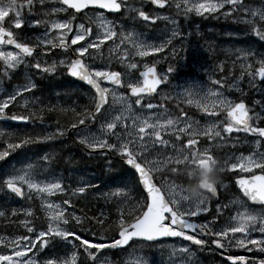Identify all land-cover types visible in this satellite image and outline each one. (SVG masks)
I'll return each mask as SVG.
<instances>
[{"label":"snow or ice","instance_id":"6c2138e0","mask_svg":"<svg viewBox=\"0 0 264 264\" xmlns=\"http://www.w3.org/2000/svg\"><path fill=\"white\" fill-rule=\"evenodd\" d=\"M148 3L155 7L145 10L140 0H0V76H9L21 64L38 73H52L55 63L41 64L37 58L29 64L26 58L36 56L37 48L42 55L60 49L64 54L60 65L94 92L91 107L71 110L74 117L67 128L75 129L77 141L90 153L118 155L134 181L131 188L124 184L110 191L98 190L99 197L116 206L111 213L104 210L87 215L83 209L77 213L74 199L96 187L90 182L65 187L60 179L41 181L33 163L4 174L0 187L17 197L27 193L31 200L35 196L40 206L37 210L32 206L10 211L0 208V223L19 226L11 235L0 234V264H114L105 254L109 249L127 253L123 264H129L133 256L134 264H152L148 256L137 254L134 246L169 237L181 238L182 242L164 250L165 264H200L197 252L205 249L218 253L220 264H264V126L257 123L264 118V51L257 52L251 46L237 48L227 76L223 74V62H219L214 67L221 75L208 76L210 84L191 82L186 86L170 80L169 74L177 71V66L169 64L166 70L158 71L160 59L156 56L164 53L167 58L165 49L173 58L178 54L173 40L179 42L185 36L176 21L180 15L185 19L191 15L231 18L264 42V0L258 5L247 0ZM168 8H174L175 15L166 14ZM106 12L114 14L113 18L109 19ZM58 13L64 15L58 17ZM117 15L146 24L164 20L172 27L156 42L134 25L121 23ZM24 28L42 31L29 35ZM149 56L151 63L144 60ZM97 57L107 63L97 66ZM113 60L124 70L112 68ZM237 65L239 71L233 76ZM245 75L249 86L261 93L251 106L223 91L226 78L233 77L226 87L246 92L240 83ZM35 86L29 79L11 92L0 93V119L35 123L39 117L44 123L45 109L69 111L55 105L36 110V100L24 96ZM165 101H174L176 111L169 110ZM181 104L194 106L204 114V122L180 108ZM255 105L260 106L259 111L254 110ZM17 108L24 111H13ZM96 124L98 130L89 126ZM65 133V127L44 135L0 130V160L16 149ZM234 133L252 137L245 140L250 144L246 154L225 152L221 157L211 151L213 147L240 143V137L229 135ZM201 138L207 144H201ZM39 159L46 164L49 158L45 155ZM209 166H215L219 173H232L238 192L216 203L215 212L197 222L201 213L209 212L207 194L215 197L217 184H206L195 196L188 194V185ZM177 176H186L190 183H177ZM220 187L225 183L220 182ZM57 195L62 199H50ZM33 217L43 218V224L34 223ZM55 248L63 251L43 255L46 249ZM233 249H243L250 255Z\"/></svg>","mask_w":264,"mask_h":264},{"label":"trees","instance_id":"16d2710c","mask_svg":"<svg viewBox=\"0 0 264 264\" xmlns=\"http://www.w3.org/2000/svg\"><path fill=\"white\" fill-rule=\"evenodd\" d=\"M247 3L258 5L260 0H247ZM177 17L181 21V31L185 33L182 40L187 41L186 44L181 43V46L183 51H185L187 61H190L189 66L192 67L195 63V67L200 70L202 76L208 77L215 75L218 77L221 75L214 67L219 62H223V74L227 76L228 67L235 60L234 50L237 48L251 46L257 52L264 51V42L258 41L257 38L253 37L247 31L246 25L234 22L231 18H225L223 16L219 18H213L212 16L197 17L195 15H191L187 19L183 15ZM181 41H177L176 43H180ZM196 48H200V51L193 57L195 53L194 51L190 52V50H196ZM168 61L166 60L163 64H168ZM174 63V61H170L169 64L174 65ZM192 68L194 69V67ZM238 71L239 67L237 65L233 68V76ZM232 79L233 77L226 78L224 89L229 93L235 94L236 98L244 99L248 105H251L253 99L259 100L261 98V93L257 89L250 88L246 75L240 82L241 87L246 89L245 96L239 95L238 92H235V89L229 90L226 87L227 83H230ZM41 81L44 82H41L37 89L24 95L25 98L36 100L34 108L39 110L45 105L48 107L55 105L57 108H67L69 111L67 113L59 111L48 112L45 109L43 116L44 123L40 122L39 117H37L35 123L5 121L0 119V130L27 135H44L45 132L54 131L56 127H65L66 133L63 136L67 135L68 130L74 131V129L67 128V124L74 117V113L71 110L75 109L76 111H80L84 107H91L93 93L85 87L81 88V90L69 88L68 83L70 81L68 79H58L56 76L47 75ZM165 103L170 110L173 112L176 111L174 101H165ZM29 106L33 107L31 104ZM257 107L259 109L260 106L257 105ZM180 108L192 116L204 117L198 110L184 104H181ZM13 111L22 112L24 109L17 108L13 109ZM262 117H264V114H262ZM259 123L264 126V118ZM60 139V136H54L51 140L32 143L26 147L16 149L14 152H10L9 156L5 157L4 160H0V177L3 176L2 170L6 162L18 156L24 150H34L35 148L36 151H39L37 154L40 157L48 156L49 159L46 165L63 173L71 182H75L72 178L74 173L87 172L96 177L95 179L99 186L101 184L103 191H109L116 186H122L124 184H127L130 188L134 185V182L130 179H122L120 177V174L126 173L128 169L122 164L121 158L115 153H113L111 160L102 161L101 168H99L97 165L99 161L94 156L92 159L86 157L85 162L81 160L84 153L82 152V147L84 148L82 144L77 145L73 141L62 143ZM69 168H73L71 170V176L69 175ZM176 179L183 185L190 183L185 176H177ZM57 198L62 199L60 196H57ZM78 200L79 202H75V210L79 213L83 209L87 215H93L104 210L111 213L116 206L115 202L106 203L103 198L95 194V189L87 190V195L78 198ZM29 206H32L34 210L39 209V205L34 199L29 200L27 197H17L7 189L0 187V208L10 211L12 208L19 210ZM12 219H15V217ZM33 220L37 225L43 224V218L35 219L33 217ZM18 228V225L0 223V234L11 235ZM19 231L22 232L23 229H19ZM108 235H112L111 230L108 231Z\"/></svg>","mask_w":264,"mask_h":264},{"label":"rangeland","instance_id":"374dc122","mask_svg":"<svg viewBox=\"0 0 264 264\" xmlns=\"http://www.w3.org/2000/svg\"><path fill=\"white\" fill-rule=\"evenodd\" d=\"M39 8H40V5L37 4L36 5L37 12H38ZM144 8H145V10H148L145 6H144ZM171 9L175 10L174 8H171ZM25 15H27V13H25ZM56 15L58 17H60V15L63 16L64 14L63 13H58ZM106 16L109 19L113 18V16H108V15H106ZM197 17H199V16H197ZM116 18L119 19L120 22L123 23L126 26L127 25H134L137 30L142 31L144 33V35H145V37L147 39L156 40V42H159L161 39H164V35H165L166 31L170 30L171 27H172V25H169L167 23V21L159 20V21L162 22V25H161L162 29L160 31L157 30V29L154 30V28H151L150 30H148L147 28H145L146 27V23L143 22V21L137 20V21L134 22L131 19L124 18V17L118 16V15H117ZM216 18H219V17H216ZM176 21H177V24L180 27L179 20L176 19ZM119 26L120 25L117 24V29H119ZM38 31H42V29H34V32H38ZM69 35H71V34H69ZM105 43L109 44L110 42H105ZM177 47L179 48V52L175 56V58L172 57L171 53L169 52V49H165V53H169L168 57H171V58H173L176 61V63H174V66H177V71H174L173 73L169 74L170 80L172 81V83L173 84H179V85H182V86H186L187 84H189L191 82H201V83H205V84H210V81L207 80V77L206 76H202L200 70L195 67V63H194V65L192 67H194V72H197V74H194V75L190 74V72H189L191 70V68L189 66V62L190 61H187V57H186L185 51H183V48L181 46H177ZM191 51H194L195 54H194L193 57H195L196 54L200 51V48H196V50L191 49L190 52ZM104 55H105V57H107L108 56V52L105 51ZM63 57H64L63 53H60V54L58 53L56 58H52V59H50L48 57H45L44 58L45 64L50 65V64L55 63L56 66H59L60 65V59L63 58ZM150 57L151 56L145 57L144 60L147 61L148 63H151L152 59ZM135 59H139V58H135ZM104 63H107V61H101V59L99 57H97V59H96L97 66H100L101 64H104ZM115 64H118V62L113 60L112 63H111V67L115 68ZM157 65L159 66V63H157ZM166 69H167L166 67H161L160 71H163V70H166ZM117 70L123 71L124 69H122L121 66H120V68H118ZM28 71L29 70H26L25 73H21L18 76V81H21V84L26 83V81L29 80V79L32 80L33 77L29 76ZM133 71H135V70H133ZM34 74L37 77L39 76V74L36 71H34ZM33 79L35 80V78H33ZM4 82H5V80H0V93L11 92L13 89L12 88L11 89H6L3 86ZM31 82L34 84V81H31ZM212 87H218V86H212ZM31 90H33V89H31ZM161 90L162 91H167V87L164 85V87ZM120 91H123V90H120ZM176 91L179 92L180 89L177 88ZM223 91H224V93L226 95H230L232 97H236L235 94L229 93L225 89ZM235 92H237V91H235ZM238 94L242 95V96L246 95L245 92L243 94L238 92ZM157 98L160 99V97H157ZM153 102L155 103L156 101H153ZM186 106H189V105H186ZM189 107L196 109L194 106H189ZM254 110L259 111L257 105L254 106ZM203 116H204V114H203ZM193 117L196 120H199L201 123L204 122V117L203 118H200L198 116H193ZM259 122L260 121H257V123H259ZM98 127H99V125L96 127L97 130H98ZM229 135L230 136H238V137H240L241 138V142L240 143H236V144H227L226 146L221 147V148L213 147L211 149V151L213 153H215L216 155L221 156V157H223L225 152L232 153V152L235 151V152H243V153L246 154L248 149H249V147H250V144L245 142V140L250 141L252 139V137L248 136L245 133H234V134H229ZM201 144H207V141L204 138H201ZM87 154H89V153L84 151V153L82 155V158H81V160L83 162L86 161V157L88 159H92L93 156H88ZM110 155L111 154H96V156H94L99 161L97 163L99 168H101L102 161H109V160H111L113 158V156L111 157ZM98 157H101V159H98ZM39 158H37L34 155V151L25 150L22 153H20L18 156L11 158L8 162L5 163L4 168L2 170V174L4 175L6 173H10V172L13 171V169H21L24 164L33 163L36 166L35 167V172H36L37 178L39 180L47 182L48 180L60 179V180H62V182H64L63 173L59 174L58 172H54V171L50 170L49 168H47V165L45 163H43L42 160H40ZM71 170H73V168H69V175L70 176L72 175ZM224 173H226L227 175L224 176L223 178L220 177V181L216 185L217 191H218V195L215 196V197H212L211 194H207L209 196V200H208L209 212L208 213H201L199 222H203L204 218L208 217L210 214L215 212V204L216 203L225 202L230 197H232L236 192H238V189L235 187V179L231 180V178H229V176H228V174H229L233 178L232 173L223 172V173H220V174H224ZM161 175H164V173H161ZM74 176H75L74 177V181L75 182L69 181L68 187L76 186L80 181H85V182H90V183L96 185V187L88 189V190L95 189V194L97 193L98 190L99 191H103L102 187H101V184H100V186L98 185V182L95 179L96 177L93 176L92 174L87 173V172H82V173H78V174L76 173ZM120 177L122 179L128 178V180L130 179L131 181H133L132 174H131V171L129 169H128V171H126V173L120 174ZM176 182L179 183L177 180H176ZM220 182H224L225 183V187L224 188L220 187ZM63 186H65L64 183H63ZM25 196L28 198L27 193L25 194ZM32 199L37 201V203L40 206V202L35 198V196H33ZM50 199H56V197H50ZM95 199H96V195H95ZM75 202H79L78 198L74 199V203ZM223 219H224V217H221V220H223ZM181 242L182 241H163V242H160L158 244L156 243V244H151V245L142 243V244H139L138 246H134V247H136L137 254L142 253V254L148 256L151 259L152 264H165L164 250L167 249V248H170L174 243L175 244H180ZM157 245H159V246H157ZM62 251H63L62 248L46 249L44 251L43 255H47L49 252H56L57 254H59ZM131 251H132V249H128V252H131ZM232 251H234V252H236L238 254H242V255H250L249 253H246L243 249H233ZM211 253L212 252L208 251L207 249L198 251L197 252V256L199 258L200 264H214V262H213L214 259H213L212 255H211ZM105 254L114 262V264H123V261H124V259L127 256V253L124 252V251H115V250H112V249L107 250ZM134 261H135V257L134 256L129 258V264H134Z\"/></svg>","mask_w":264,"mask_h":264},{"label":"flooded vegetation","instance_id":"af4514ba","mask_svg":"<svg viewBox=\"0 0 264 264\" xmlns=\"http://www.w3.org/2000/svg\"><path fill=\"white\" fill-rule=\"evenodd\" d=\"M147 9H148V7H146ZM166 14H170V13H167V12H165ZM61 16V15H60ZM109 16H113V15H109ZM23 27V26H22ZM17 31H19V30H17ZM24 31L27 33V34H29V35H32L33 34V32H34V29L33 28H24ZM9 48H10V46H8ZM58 53L60 54V53H62L61 51H60V49H58V48H56V49H52L50 52H48L46 55H42V54H40V51H39V48H37L36 49V56H34V57H27L26 58V60L29 62V64L31 63V62H33V60H35V59H39V62L41 63V64H45V60H44V58L45 57H48V58H50V59H52V58H56V56L58 55ZM26 70H29L28 71V74H29V76H31V77H33V78H35V80L32 78V80L31 81H34V84L36 85L34 88H36V87H38L41 83H39L38 81H37V79H36V77L37 76H35V74H34V71H36L37 73H38V70H36V69H32L31 67H29V66H26L25 64H21L20 66H18V69H16L15 71H12L11 73H10V75L9 76H6V78L4 79L5 80V82H4V84H3V86L6 88V89H13V87L14 86H17V85H21V81H18V76L21 74V73H25L26 72ZM39 75H46V74H49L48 72H39L38 73ZM50 76H57V77H68V73H67V71H66V69L63 67V66H61V65H59V66H56V68H55V71L54 72H52V73H50L49 74ZM35 76V77H34ZM69 78V77H68ZM70 79V78H69ZM70 81V85H68V87L69 88H73V89H78V90H81V88H83V85L82 84H80V83H78V82H76V81H74V80H72V79H70L69 80ZM34 88H32V89H34ZM123 90H125V89H123ZM90 127H93V128H95L96 127V125H91ZM74 137V138H73ZM72 139V140H76V137H75V135L74 136H69V139ZM60 140H62L63 141V139H60ZM77 143V142H76ZM98 159H101V157H98ZM214 247V246H213ZM211 255L212 256H215V257H218V258H220V260H221V257H220V255L218 254V253H211ZM214 262V261H213ZM215 264V263H214Z\"/></svg>","mask_w":264,"mask_h":264},{"label":"clouds","instance_id":"9594fccd","mask_svg":"<svg viewBox=\"0 0 264 264\" xmlns=\"http://www.w3.org/2000/svg\"><path fill=\"white\" fill-rule=\"evenodd\" d=\"M220 181V175L215 166H209L208 170L196 174L195 179L188 185V194L195 196L203 191L206 184H217Z\"/></svg>","mask_w":264,"mask_h":264},{"label":"water","instance_id":"95a60500","mask_svg":"<svg viewBox=\"0 0 264 264\" xmlns=\"http://www.w3.org/2000/svg\"><path fill=\"white\" fill-rule=\"evenodd\" d=\"M141 1H143V2H146V3H148V0H141ZM155 7V6H154ZM69 75V74H68ZM70 76V75H69ZM70 77H72V76H70ZM72 78H74L75 80H77L78 82H80L81 84H83V85H85V86H87L88 88H90V86L89 85H87V84H85L83 81H81V80H79V79H77V78H75V77H72ZM105 83H107V82H105ZM163 85H160V88L162 87ZM93 91V90H92ZM104 152H106V153H110V152H108V151H104ZM217 195H218V191H217ZM216 195V196H217ZM166 239H169V240H173V239H179V238H171V237H169V238H161V240L160 241H162V240H166ZM181 239V238H180ZM159 241V242H160ZM146 243H150V242H146ZM151 243H157V242H151ZM128 246H125V248H127Z\"/></svg>","mask_w":264,"mask_h":264}]
</instances>
